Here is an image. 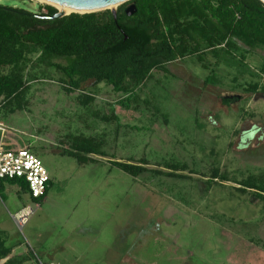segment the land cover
<instances>
[{
	"label": "rangeland",
	"instance_id": "1",
	"mask_svg": "<svg viewBox=\"0 0 264 264\" xmlns=\"http://www.w3.org/2000/svg\"><path fill=\"white\" fill-rule=\"evenodd\" d=\"M0 5L39 7L25 0ZM208 62L217 76L213 85L204 83L209 70L192 56L166 65L168 73L153 71L138 91L137 110L120 107L121 94L110 86L85 84L95 96L93 110L116 115L109 123L82 118L78 93L66 95L57 73L42 67L49 78L39 75L23 110L0 120L5 137L28 146L50 177L40 200L22 191L19 180L0 181V240L12 254L40 264H264V203L237 192L232 182L264 173V92L244 91L251 82L263 86L264 76L214 66L210 56ZM244 63L256 73L264 49ZM223 98L237 102L225 106ZM69 132L103 140L104 156H91L98 163L80 165L62 153L69 145L60 139ZM130 159L185 162L203 176L179 180L146 172L133 179L109 170V161ZM214 166L230 181L204 184ZM28 206L33 213L19 228L12 216Z\"/></svg>",
	"mask_w": 264,
	"mask_h": 264
},
{
	"label": "trees",
	"instance_id": "2",
	"mask_svg": "<svg viewBox=\"0 0 264 264\" xmlns=\"http://www.w3.org/2000/svg\"><path fill=\"white\" fill-rule=\"evenodd\" d=\"M132 3L136 13L129 17L125 9ZM56 13L50 5L39 6L37 11L0 5V120L23 110L31 83L39 75L49 78L44 69L57 73L66 95L78 93L76 102L86 111L82 118L90 114L106 123L118 119L112 111L106 115L93 110L95 96L90 88H84L89 82L92 88L99 84L110 86L121 94L117 101L120 107L137 110L143 101L138 91L153 71L168 73L166 65L190 56L209 70L206 85L217 82L209 56L215 59L214 66L223 63L239 73L264 76V66L256 73L244 67L248 55L264 49V4L259 0H131L117 8L116 18L105 10L71 13L53 21L43 19ZM259 90L264 92V85L257 81L244 87L250 94ZM236 102L237 98L222 99L225 106ZM60 140L69 145L62 153L74 157L80 165L98 163L92 155L104 156L105 144L95 136L69 132ZM129 162L132 160L109 161V170L116 168L133 179L146 172L153 177L179 180H190L193 174L203 176L189 169L187 163L175 160ZM149 165L167 171L148 169ZM227 181L230 178L226 172L214 166L204 184L209 187ZM232 182L238 185L237 192L264 203V173ZM19 184L22 191L28 192L25 182ZM2 260V264H40L29 255H13L4 239L0 240Z\"/></svg>",
	"mask_w": 264,
	"mask_h": 264
},
{
	"label": "built area",
	"instance_id": "3",
	"mask_svg": "<svg viewBox=\"0 0 264 264\" xmlns=\"http://www.w3.org/2000/svg\"><path fill=\"white\" fill-rule=\"evenodd\" d=\"M25 1L44 6L38 0ZM6 132L5 127L0 123V180L23 181L28 186L32 199L42 198L50 180L47 169L40 158L30 152L28 146H20L11 137H5ZM32 213L33 210L28 206L14 214L12 219L21 228Z\"/></svg>",
	"mask_w": 264,
	"mask_h": 264
},
{
	"label": "water",
	"instance_id": "4",
	"mask_svg": "<svg viewBox=\"0 0 264 264\" xmlns=\"http://www.w3.org/2000/svg\"><path fill=\"white\" fill-rule=\"evenodd\" d=\"M45 1L57 6L71 9L73 10L72 13H77V14L95 13V12L109 10L113 15V17L116 18L117 7L125 3H128L131 0H45ZM259 1L264 4V0H259ZM56 10H57L56 14L50 17H44L43 19L47 21H53L69 15L66 14L64 11L58 9ZM135 13H136V7L133 3L126 7L125 14L127 16L130 17Z\"/></svg>",
	"mask_w": 264,
	"mask_h": 264
},
{
	"label": "bare ground",
	"instance_id": "5",
	"mask_svg": "<svg viewBox=\"0 0 264 264\" xmlns=\"http://www.w3.org/2000/svg\"><path fill=\"white\" fill-rule=\"evenodd\" d=\"M39 2L41 3H44V4H47V5H50V6H53L55 7V9H58V10H61V11H64L66 14H71L73 12V10L71 9H68V8H64V7H61V6H57V5H54L52 3H49L45 0H38Z\"/></svg>",
	"mask_w": 264,
	"mask_h": 264
}]
</instances>
